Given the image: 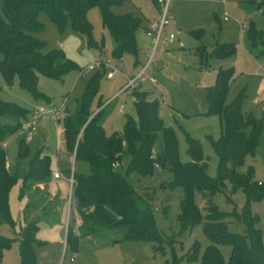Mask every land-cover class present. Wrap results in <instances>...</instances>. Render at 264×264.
<instances>
[{
	"label": "rangeland",
	"instance_id": "obj_1",
	"mask_svg": "<svg viewBox=\"0 0 264 264\" xmlns=\"http://www.w3.org/2000/svg\"><path fill=\"white\" fill-rule=\"evenodd\" d=\"M112 11L117 15L131 13L141 19L136 32L139 48L136 56L125 55L121 60L112 57L114 43L102 25L98 8H92L87 12V21L91 27L89 33L72 30L69 21L60 29L45 12H42L38 20L43 29L36 33V37L45 42L44 51H61L79 69L69 73L63 81L38 76L37 89L42 93L39 100H35L29 93L20 89L17 79L8 86L0 74V98L30 111L39 107L47 109L63 104L61 109L63 119L66 113L76 112L77 102L80 101L87 82L98 73L99 68L83 73L81 77L79 71L89 63L102 58L104 62L108 61L110 69L118 73L112 79H107L105 74L99 78L98 90L90 104L91 117L106 105L103 110L106 112L103 119L106 132L121 134L126 119L135 117L133 99L130 95L135 89L117 95L126 87L127 78L135 77L147 62L151 40L144 35V30L150 26L146 23L147 20L157 18L158 13L153 0H125ZM170 16L166 34H172L173 40L170 43H160V50L146 73L148 78L156 81V85L145 82L136 89L147 90L151 92L150 98L160 99L159 117L166 128L175 131L179 161L184 163L189 161V158L185 153L183 136L178 128L199 142L202 154L207 159L206 174L214 178L217 157L206 136L217 138L221 125L216 117L207 115L206 91L214 84L218 68H231L234 78L228 86L225 104L242 94L241 112L250 113L255 119L261 116L264 109V48L260 45H250L246 38V30L252 24L255 30L264 31V7L257 8L254 0L222 2L174 0L170 4ZM222 43L233 45L234 56L218 60L211 55L213 48ZM101 45L102 52L98 48ZM198 52L205 54L203 60L198 56ZM100 102L101 105L97 108ZM33 132V136L27 137L20 130L16 135L0 143L5 152L6 169L18 176L8 194V219L3 218L0 212V264L21 263L20 241L23 231L31 223L37 224L39 228L34 235L39 243L34 248L37 260L41 264H68L71 258L66 245L63 244L66 227L67 224H71L75 228L78 217L74 210L73 198L70 199L71 204L69 203L70 185L67 181L69 177L65 172L68 170L70 174L76 172L87 175L89 166L84 162L75 163L73 159L69 160L68 156L63 155V128L60 122L55 126L49 117L46 121L38 123ZM19 139H23L24 148L29 150V157L20 161L16 159ZM161 145L162 134L159 133L155 144L156 151ZM36 150H42L44 155L50 156L52 168L59 169L65 179L55 181L51 179L47 185V192L50 195L44 190L42 196L45 201L26 214L25 220L24 211L29 201L35 202L42 198L35 195L32 189L20 198L21 178ZM129 162L130 158L125 156L119 170L126 172ZM249 166L253 169V181L264 186L262 135L258 138L253 156L244 159L238 172L244 173ZM128 178L139 194L148 196L161 238L158 242L120 241L118 232L106 231L81 239L77 252L70 260L71 264H165L166 261L172 260L176 264H187L185 257L194 245L197 248L196 257L188 264H201L200 256L210 243L202 232L201 224L187 228L179 225L177 215L182 190L178 186L170 188L172 180L170 171L166 168L157 169L151 177L131 173ZM45 187L46 185L44 189ZM193 198L201 215H204L207 206L205 197L195 192ZM245 201V194L240 189L231 192L228 183H225L223 194H216L209 199L213 207L224 213L230 212L232 208L240 213ZM248 208L251 214L259 218L257 228L260 230L264 245V196L260 201L250 203ZM226 228L232 234H243L245 231L244 225L230 220H226ZM216 247L225 263L230 247L226 244H219ZM65 254L67 257L64 260Z\"/></svg>",
	"mask_w": 264,
	"mask_h": 264
},
{
	"label": "trees",
	"instance_id": "obj_2",
	"mask_svg": "<svg viewBox=\"0 0 264 264\" xmlns=\"http://www.w3.org/2000/svg\"><path fill=\"white\" fill-rule=\"evenodd\" d=\"M125 0H0V74L8 86L15 79L19 88L29 93L35 100L42 98L37 89L38 76L63 81L71 72L78 70L76 64L61 51H44L45 42L36 37L43 29L39 22L40 13L45 12L49 19L60 29L69 21L72 30L87 32L91 30L87 21V12L98 8L102 25L113 40L112 57L121 60L125 55L136 56L139 48L136 32L141 19L134 14L117 15L112 9L119 7ZM256 7H264V0H254ZM153 3L155 1L153 0ZM250 45L264 48V31H257L250 24L246 30ZM102 52L103 46L98 47ZM231 43L216 45L211 55L218 60L234 56ZM199 54V52H198ZM201 60L205 54L198 55ZM106 69H99L85 87L77 102L73 114H65L59 119L62 125L63 155L74 157V162H84L89 166V174L71 172L74 180L73 201L78 217V234L74 227L67 224L65 243L72 260L81 239L116 231L120 241L158 242V234L149 198L141 195L129 181L131 173L141 177H151L159 169H168L172 176L170 188L178 186L182 190L179 201L177 221L182 228L201 224L202 232L209 245L200 256L201 264H264V245L257 228L259 218L249 212V204L258 202L264 196V186L253 181V169L247 167L244 173L238 172L246 157H252L258 145V138L263 136L264 146V109L255 119L250 113L243 114L240 106L243 95L239 94L230 103L225 104L229 84L234 78L231 68H218L214 84L206 91L207 115L216 117L220 122V132L213 139H206L217 157L214 178L206 174L207 159L203 156L199 142L178 128L183 136L185 153L189 161L181 163L178 158V143L175 131L166 128L159 117V98H150L151 92L135 89L130 94L135 117H128L121 134H108L103 125L106 112L104 108L91 117L90 104L98 90L99 78ZM140 88V87H139ZM1 90V89H0ZM101 105L98 104L97 108ZM32 111L15 103L5 102L0 98V143L16 135ZM162 134V145L156 151L158 134ZM155 151V157L152 152ZM130 158L126 172H122V160ZM29 150L24 148L23 139H19L16 159H27ZM5 152L0 144V212L8 219V194L18 176L10 173L6 167ZM53 172L51 157L36 150L29 159L22 175L20 198L31 189L40 195L39 201H29L24 211L26 214L38 208L45 201L39 185H46ZM65 174L70 177V171ZM225 183L230 191L240 189L245 194V205L240 213L234 208L228 213L220 212L209 203L216 194H223ZM205 197L207 206L201 215L194 203V193ZM226 220L244 225L243 234L227 231ZM35 223L28 225L22 233L19 246L20 264H40L34 248L39 243L34 235L38 231ZM230 247L225 263L217 250V245ZM194 245L186 255L188 264L196 257ZM67 255H64V260ZM63 260V262H64ZM69 260L68 264H71ZM165 264H176L166 261Z\"/></svg>",
	"mask_w": 264,
	"mask_h": 264
},
{
	"label": "built area",
	"instance_id": "obj_3",
	"mask_svg": "<svg viewBox=\"0 0 264 264\" xmlns=\"http://www.w3.org/2000/svg\"><path fill=\"white\" fill-rule=\"evenodd\" d=\"M154 6L155 9L158 13L157 18L153 19L149 23V28L145 30V36L151 40V47L149 50V54L147 56V62L145 65L142 66V68L139 70L137 75L133 78H127V84L126 87L121 90L117 96L123 95V93L126 90H132L136 89L138 86L142 85L145 82H148L152 85H156V81L152 78H148L146 76V73L148 71L149 66L151 65L153 58L155 55L159 52L160 50V43L164 42H172L173 40V35L166 34V29L170 25V4L174 0H154ZM223 0H221L222 2ZM225 20V18H224ZM244 26L242 25V28ZM104 67L106 69V77L107 79H112L116 73H118L116 70L110 69L108 66V61H103L102 58L99 59V61H96L94 63H89L87 66H85L83 69L79 71V77L83 75V73L89 72V71H94L96 68H101ZM62 106H51L50 108H44V107H39L38 109L32 110L30 113L28 119L22 124L21 127V132L26 135L27 137L33 136L34 132L33 129L38 123H42L46 121L49 117L51 120L54 122L55 126H57L59 119L62 116ZM153 157H155V151L152 152ZM74 160V157H71V160ZM7 165V164H6ZM154 168L157 170L159 169V166L157 164L154 165ZM51 177L53 179H60L63 178L62 173L60 171H53ZM69 185H70V190H69V203L73 198V186H74V180L71 176L69 179H67ZM71 199V200H70ZM71 204V203H70ZM73 205L75 203L73 202ZM79 222H76L75 228H74V233L77 235L78 234V226ZM64 246L66 245L64 241ZM62 264V263H61Z\"/></svg>",
	"mask_w": 264,
	"mask_h": 264
},
{
	"label": "crops",
	"instance_id": "obj_4",
	"mask_svg": "<svg viewBox=\"0 0 264 264\" xmlns=\"http://www.w3.org/2000/svg\"><path fill=\"white\" fill-rule=\"evenodd\" d=\"M153 19H155V17H152L150 20H147V24L149 25V23H150V21L151 20H153ZM146 25V24H145ZM146 30V29H145ZM145 30H144V33H145ZM145 35V34H144ZM59 47H61V45H59ZM145 50H146V48H145ZM144 50V51H145ZM124 109V108H123ZM71 158V157H70ZM70 158H69V160H70ZM53 171H60L59 169L58 170H55V169H53ZM61 172V171H60ZM62 173V172H61ZM62 176H63V173H62ZM63 178H64V176H63ZM51 179H52V181H55V180H59V179H53L52 177H51ZM61 179V178H60ZM65 179V178H64ZM50 182H51V180H50ZM49 182V183H50ZM47 185L48 184H46V187H45V189H44V185H39L38 187L41 189V190H46V193L48 194V195H50L48 192H47ZM42 187V188H41ZM51 197V196H50ZM41 264V263H40Z\"/></svg>",
	"mask_w": 264,
	"mask_h": 264
}]
</instances>
